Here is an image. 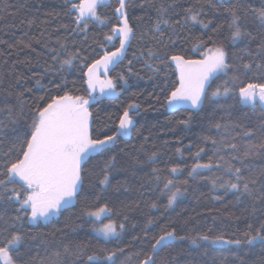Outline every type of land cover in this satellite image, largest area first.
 I'll return each instance as SVG.
<instances>
[{
	"label": "snow or ice",
	"instance_id": "snow-or-ice-1",
	"mask_svg": "<svg viewBox=\"0 0 264 264\" xmlns=\"http://www.w3.org/2000/svg\"><path fill=\"white\" fill-rule=\"evenodd\" d=\"M137 6L152 21L150 29L142 32L141 39L155 40L159 46L156 49L149 47L146 58L143 52L140 53L145 67L159 73L174 66L175 72V80L169 82L165 78L159 93L150 95L156 103H160L163 95V107L170 111L187 112V116L176 121L178 125L188 127L206 103L220 104L222 98L261 114L260 123L255 127L219 121L210 124V128L225 135L220 138L211 134L202 137L203 146L198 145L192 154L194 162L188 169L187 178L182 181L177 179L184 171L180 165L168 168L169 175L163 177L162 169L151 168L159 194L167 197L165 211L186 194L187 188L182 191L181 185H188L189 179H208L202 175L203 172L222 170L220 175L211 178L212 189H223L225 194L231 192L237 201L247 198L251 205L246 208V218L251 222L247 224L242 239H225L223 235L180 234L171 222L162 226L158 234L150 235L149 226L157 222L149 217L143 235L132 238L140 245L134 252L129 251L133 247L131 244L108 248L90 242L69 241L57 242L54 251L38 259L25 251L26 242L36 239L21 230L25 222L39 226L79 203L86 174L95 176L99 187L104 189L111 185L113 174L126 173L131 168L135 175L136 168L155 164L160 156L158 151H153L146 153V159L142 160L138 154L132 155L125 148H118L122 137L130 136L136 127V117L141 111V105L136 101L129 102L115 119L110 114L109 123L103 130L93 131L91 106L102 97L118 96L117 81L128 84L124 73L117 79L111 78L109 73L127 58L128 49L136 37L130 22V9ZM102 8L109 9L111 14L102 13ZM209 11L224 15L228 28L226 40L215 38L223 25L212 28L213 18H207ZM64 15L70 17L75 25L71 28L73 33L87 32L91 24L106 27L108 31L99 42L102 54L90 63L79 49L60 59V49L66 48L64 43H60V49H49L55 53L51 59L59 62V71L73 68L77 60L80 62L82 93L80 88L66 90V84H57L55 94L47 92L32 104H26L24 94L31 89L16 91L25 79L20 75L0 91V207L5 208L0 213V264H67L68 258H72V264H132L133 258L135 264H175V256L163 260L158 258L173 247L174 241L185 240L192 245H200L203 241L210 245H232L238 250L243 247L250 251L257 246L264 249V164L257 169L249 163L264 160V2L256 7L249 0H196L185 7L179 0H140L139 4L137 0H115L114 4L112 0H64ZM139 19L143 20L144 16ZM28 23L31 25L33 22ZM189 24L199 25L203 30L211 29L213 33L207 39L203 36L195 38L191 51L198 52L199 58L185 55L183 51L169 54L167 49L170 46L175 48L181 37L177 29H184ZM63 27L67 29L68 25ZM167 32L171 35L166 42L164 36ZM173 36L177 39H172ZM117 40L119 46L109 50L107 46H114ZM32 44L31 39L27 42L19 40L8 47L35 51ZM229 44L243 47L230 52ZM252 44H255L254 48ZM133 58H136L135 53ZM150 60L158 63L154 66ZM132 65L133 59H129L127 73L136 75ZM36 83H40L39 79ZM151 107L149 105L144 111ZM229 132H234V135H228ZM144 139L147 141L148 137ZM209 144L213 155L202 163L201 154L206 152ZM143 148L141 144L137 153ZM180 151V148L176 149L177 153ZM121 155L127 159L122 161ZM97 157L102 159L97 160ZM92 160L97 163L89 169L86 165ZM126 179L118 181L114 190L120 191ZM160 183L162 187H159ZM143 194L140 193L141 196ZM158 200L159 197L149 207H160ZM99 201V195L95 201L85 198L80 218L90 220L91 230L105 241H121L127 230L128 216L123 214V219L117 223L111 218L117 215L114 209L107 202L101 204ZM56 231L61 232L62 229ZM248 254V251L241 254L230 249L232 260L229 264H246L244 257ZM259 264H264V258Z\"/></svg>",
	"mask_w": 264,
	"mask_h": 264
},
{
	"label": "trees",
	"instance_id": "trees-1",
	"mask_svg": "<svg viewBox=\"0 0 264 264\" xmlns=\"http://www.w3.org/2000/svg\"><path fill=\"white\" fill-rule=\"evenodd\" d=\"M139 2L140 0H137V4ZM179 2L187 7L188 4H194L196 0H179ZM249 2L259 7L264 0H249ZM112 3L114 4L115 0H112ZM100 11L111 14L109 9L102 8ZM142 15L144 19L140 20L139 17ZM207 18H213L212 28L223 25L215 38L226 40L228 28L224 15L209 11ZM29 21L33 23L29 25ZM130 22L136 32V37L131 42L127 58L109 73V76L114 79L124 73L128 84L123 85L122 82L117 81L118 96L102 97L91 106L90 110L94 119L93 131L103 130L105 124L109 123L108 116L110 114L115 119L129 102L136 101L141 105V111L136 117V127L130 136L122 137L118 148H125V151L132 155L138 154L142 160L146 159V153L153 151H158L160 156L155 164L136 168L135 175L132 174L131 168L126 173L113 174L111 185L104 189L99 187L98 179L95 176L86 174L87 178L84 190L80 194L79 203H75L61 215L41 223L39 226H32L25 222L21 230L36 237L35 240L26 242L25 251L38 259L46 257L49 252L54 251V245L57 242L68 243L69 241L90 242L108 248L117 244L121 247L131 244L133 247L129 251L134 252L140 245L132 238L143 235V228L149 217L157 222L155 225L149 226L150 235L158 234L162 226L171 222L180 234L196 236L198 233H203L212 237L223 235L225 239H242L243 233L247 230V224L251 222L246 218V208H250L251 205L247 198L237 201L231 192L225 194L223 189H212L211 178L214 175H220L222 170L203 172L202 175L208 179L199 177L195 180L189 179L188 185H181L182 191L187 188L186 194L179 198L173 207L165 211L164 205L167 203V197L159 194L151 168L162 169L161 176L163 177L169 175L168 168L180 165L184 171L177 176V179L182 181L187 178L188 169L194 162L192 154L197 151L198 145L203 146L202 137L211 134L220 138L225 135L223 132H217L214 128H210V124L219 121L222 124L240 123L248 127H255L260 123L261 114L259 111L252 112L250 109L242 108L238 104H234L231 99L222 98L220 104L208 105L206 103L203 110L188 127L178 125L176 121L187 116V112L183 110L170 111L163 107V95H161L160 103H156L150 95L159 93L165 78L169 82L175 80L174 66L162 69L159 73H154L145 67L144 58L147 57V49L159 47L155 40L147 37L141 39L142 32L150 29L152 21L148 15L144 14V10L137 6L130 9ZM113 23H115L114 19ZM65 24L68 25L67 29L63 27ZM72 27L75 25L71 23V18L64 15V0H0V41H4V43H0V91L6 89L9 83H14V77L20 75L25 79L16 91L31 89V92L24 94L26 104H32L34 100L47 92L55 94L57 84H66V90L80 88L82 93L80 62L77 60L74 62L73 68L59 71L60 64L51 59L55 53L49 49H60V43H64L66 48L60 49L62 53L60 59L65 58L68 52L79 49L81 55L89 58L88 62L90 63L92 59L97 58L98 54H102L99 42L103 40L108 28L91 24L87 32L73 33L71 32ZM177 31L181 32V37L177 40L176 47L170 46L167 51L169 54L183 51L185 55H190L193 58H199L198 52L192 53L191 51L195 38L203 36L207 39L209 35H213L211 29L203 30L199 25L192 26L191 24L184 29H177ZM170 35V32L165 34L166 42ZM30 39L33 41L32 46L35 51L28 49L21 51L19 47L11 49L8 47L9 44H16L19 40L27 42ZM172 39L177 38L173 36ZM36 40L40 42L35 43ZM118 46L119 41L117 40L114 46L108 45L107 47L109 50H114V47ZM238 47H243V45L229 44V51H236ZM252 47L254 48L255 44H252ZM141 52H143L144 58H140ZM133 53L136 54L135 59ZM129 59H133L132 67L136 75L127 73ZM20 61H24V63H20ZM149 63L155 66L158 62L150 60ZM46 68L48 71H45ZM37 79L40 81L39 84L36 83ZM215 83H220V81ZM215 83L213 87H215ZM149 105L152 107L148 111H144ZM25 111H27V107ZM227 134L234 135V132ZM145 137H148L147 141H145ZM141 144L144 145V148L137 153ZM177 148H180V153L176 152ZM212 155V146L209 144L206 152L201 154V162H207ZM120 158L122 161L127 159L123 155ZM225 158L227 159V156ZM98 159L102 158L97 157ZM96 163V160H92L86 167L90 169ZM249 163L258 169L260 165L264 164V160H255ZM98 168L99 165H97ZM125 178L127 179L124 187L118 192L115 191L117 182L125 181ZM162 186L160 183L159 187ZM141 192L144 193L143 196L140 195ZM97 195L100 196L101 204L107 202L117 213L111 217L117 223L123 219V214L128 216L127 230L122 234L121 241L113 240L109 243L99 238L91 230V221L80 218V208L83 206L85 198L95 201ZM217 196L221 198L216 199ZM157 197H159L160 207L150 208V203ZM135 204H138L139 207H132ZM4 211L5 208L0 207V213ZM184 221H187V224ZM104 222L107 223L108 220L105 218ZM133 224L136 225L135 228L132 227ZM57 229H62V231L57 232ZM230 249L240 251L241 254L248 251L249 254L244 257L246 264H259V261L264 258V249L258 246L249 251L243 247L238 250L232 245H210L203 241L200 245H192L185 240L174 241L173 247L162 252L158 260L171 259L172 256H175V264H229L232 260L229 255ZM67 264H72V258H68ZM132 264H135V258H133Z\"/></svg>",
	"mask_w": 264,
	"mask_h": 264
},
{
	"label": "rangeland",
	"instance_id": "rangeland-1",
	"mask_svg": "<svg viewBox=\"0 0 264 264\" xmlns=\"http://www.w3.org/2000/svg\"><path fill=\"white\" fill-rule=\"evenodd\" d=\"M104 77H101V79H103ZM57 216H54V217H52L51 219H53V218H56ZM50 219V220H51ZM47 222V221H46ZM41 223H45V222H41ZM99 238H101V239H103L101 236H99L97 233H95Z\"/></svg>",
	"mask_w": 264,
	"mask_h": 264
}]
</instances>
